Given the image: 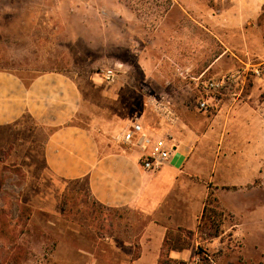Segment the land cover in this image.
Returning a JSON list of instances; mask_svg holds the SVG:
<instances>
[{"label": "crops", "instance_id": "crops-1", "mask_svg": "<svg viewBox=\"0 0 264 264\" xmlns=\"http://www.w3.org/2000/svg\"><path fill=\"white\" fill-rule=\"evenodd\" d=\"M223 3L222 19L241 29L250 49L230 45L206 64L188 59L189 49H164L171 62L143 63L139 68L143 80L157 86L158 94L173 103L177 120L172 125L150 112L121 124L119 111L111 113L104 104L95 112L88 78L51 70L26 82L13 72L0 70V132L17 127L29 133L25 141L39 144L49 176L82 182L89 200L111 213L105 221L71 222V248L57 243L54 263L187 260L192 250L185 231L197 234L208 199L215 198L225 210L233 211L236 194H249L241 187L251 181L252 174L250 171L246 179L241 167L253 162L251 156L246 158L252 143L255 147L264 142V99H255L264 90L263 79L257 78L249 91L247 81L235 96L212 95L209 101L215 108L208 112L199 111L190 100L194 89L201 90L190 79L217 77L251 61L264 64V0ZM117 85L115 92L101 94L103 100L121 99ZM136 119L154 142L164 141L171 151L168 162L156 172L141 168L140 147L121 140L123 131ZM227 232L220 236L229 235ZM220 236L205 242L215 249L222 244Z\"/></svg>", "mask_w": 264, "mask_h": 264}, {"label": "rangeland", "instance_id": "rangeland-1", "mask_svg": "<svg viewBox=\"0 0 264 264\" xmlns=\"http://www.w3.org/2000/svg\"><path fill=\"white\" fill-rule=\"evenodd\" d=\"M223 2L0 0V70L26 82L51 70L88 78L95 112L104 104L111 113L118 110L121 124H127L135 115L153 113L146 95L158 94V87L144 81L139 68L143 63L171 62L164 49H189L188 59L202 64L230 45L250 49L241 29L222 19ZM250 63L262 71L259 79L264 83V64ZM114 67L115 85L107 86L113 83L106 82L102 72ZM256 79L248 78L247 91ZM116 85L121 99L103 100L101 94L115 92ZM259 95L256 101L264 99V90ZM197 96L199 90L194 89V105ZM27 136L17 127L0 132V264H56L52 254L57 243L71 248V222L105 221L111 213L89 200L82 182L49 176L39 144L26 142ZM253 145L246 151L251 166L241 167L246 179L252 174L241 187L249 194H236L233 211L209 198L197 234L185 231L192 255L177 263L264 264V142ZM225 230L230 236H220ZM218 236L222 244L211 249L205 241Z\"/></svg>", "mask_w": 264, "mask_h": 264}, {"label": "built area", "instance_id": "built-area-1", "mask_svg": "<svg viewBox=\"0 0 264 264\" xmlns=\"http://www.w3.org/2000/svg\"><path fill=\"white\" fill-rule=\"evenodd\" d=\"M262 71L255 65L243 64L240 67L228 70L217 77L199 79L200 96L196 99V108L201 112H208L215 104L210 103L209 97L214 94L228 93L231 96L237 95L246 86L248 78L255 76L261 77ZM103 79L108 83H113L117 77L116 69H105L102 72ZM146 101L151 111L165 124L172 125L177 116L174 113L168 97L162 94L146 95ZM121 140L133 146L140 147L143 152L140 159L141 168L144 171L156 172L163 164L168 162L171 151L164 141L154 142L143 128L142 123L138 119L131 123L130 127L123 131ZM175 264H189L182 261Z\"/></svg>", "mask_w": 264, "mask_h": 264}, {"label": "trees", "instance_id": "trees-1", "mask_svg": "<svg viewBox=\"0 0 264 264\" xmlns=\"http://www.w3.org/2000/svg\"><path fill=\"white\" fill-rule=\"evenodd\" d=\"M214 236H217V233H215ZM175 263H177V262H175V261H171V260H164V261H162V262L159 263V264H175Z\"/></svg>", "mask_w": 264, "mask_h": 264}]
</instances>
